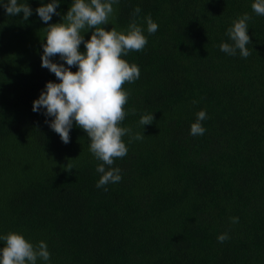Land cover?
Returning <instances> with one entry per match:
<instances>
[{
  "label": "trees",
  "instance_id": "obj_1",
  "mask_svg": "<svg viewBox=\"0 0 264 264\" xmlns=\"http://www.w3.org/2000/svg\"><path fill=\"white\" fill-rule=\"evenodd\" d=\"M39 2L28 0L33 10ZM252 2L113 5L118 31L133 20L146 29L148 16L158 30L124 57L140 78L122 85L130 96L121 123L145 136L115 159L122 179L107 191L96 187L101 162L85 131L74 125L64 144L32 111L45 82L57 80L41 67L47 25L35 11L24 21L0 7V233L46 241L51 264H264V16ZM70 4L61 0L58 11ZM245 12L250 55L229 56L219 45ZM59 21L54 14L48 23ZM200 109L206 132L192 136ZM145 112L154 120L143 129ZM68 162L75 168L66 170Z\"/></svg>",
  "mask_w": 264,
  "mask_h": 264
},
{
  "label": "clouds",
  "instance_id": "obj_2",
  "mask_svg": "<svg viewBox=\"0 0 264 264\" xmlns=\"http://www.w3.org/2000/svg\"><path fill=\"white\" fill-rule=\"evenodd\" d=\"M119 0H71L67 12L61 14L58 7L61 0H40L34 10L28 0H0L6 15L17 16L28 21L33 11L45 27V42L42 43L41 67L47 68L57 80H48L38 97L32 102V111L42 113L45 123L59 135L64 144L70 142V131L77 126L85 131L89 138V152L100 161L96 166L99 179L97 188L107 191V185L121 181V169L112 167L116 158L127 155L133 140H143V132H133L130 127L122 126L126 115L124 108L130 96V90L122 87L140 78V68L124 57L130 51H140L148 43L147 34L158 30V24L150 17H145L146 29L133 20L124 30H117L112 21L114 7ZM252 11L264 16V0H253ZM139 12V8L136 9ZM60 16V21L48 23L53 15ZM252 17L245 12L233 20L226 30L227 41L219 48L229 56L250 55L251 43L248 33ZM111 23L106 30L102 25ZM91 30L90 37L84 34ZM83 43L84 50H80ZM59 57L54 60L53 57ZM76 70L73 71L72 67ZM193 103H196L193 101ZM51 117V119H48ZM207 118L206 110L200 109L196 119L190 124L189 134L203 135L206 132L202 121ZM153 112L140 116L139 125L152 124ZM128 136L126 142L123 138ZM108 166V167H106ZM66 170L75 168L74 163H67ZM232 223L238 217L229 218ZM229 234L222 232L217 241L224 243ZM0 264H51V254L46 241L36 243L26 238L22 232L8 231L0 233Z\"/></svg>",
  "mask_w": 264,
  "mask_h": 264
}]
</instances>
